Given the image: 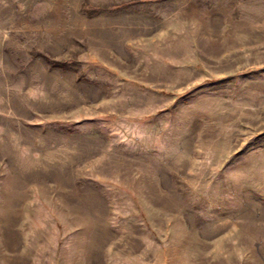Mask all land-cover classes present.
Instances as JSON below:
<instances>
[{"label": "rangeland", "instance_id": "obj_1", "mask_svg": "<svg viewBox=\"0 0 264 264\" xmlns=\"http://www.w3.org/2000/svg\"><path fill=\"white\" fill-rule=\"evenodd\" d=\"M0 264H264V0H0Z\"/></svg>", "mask_w": 264, "mask_h": 264}]
</instances>
